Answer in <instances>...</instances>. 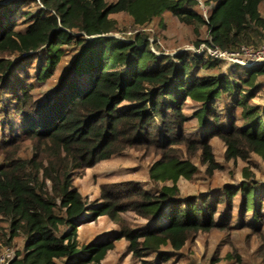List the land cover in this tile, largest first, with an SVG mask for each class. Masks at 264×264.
<instances>
[{
	"label": "trees",
	"instance_id": "obj_1",
	"mask_svg": "<svg viewBox=\"0 0 264 264\" xmlns=\"http://www.w3.org/2000/svg\"><path fill=\"white\" fill-rule=\"evenodd\" d=\"M33 3L39 6L24 10ZM263 4L0 0V220L9 227L7 245L24 238L10 264H103L120 240L142 264H169L193 236L221 227L212 221L220 205L244 217L251 213L250 225L263 219L264 186L248 173L219 192L181 197L178 182L192 180L195 169L170 147L185 143L200 153L211 175L221 167L214 137L225 143L226 159L251 152L264 159V105L253 102L264 98V65L223 70V61L195 51L166 54L146 31L172 15L198 38L205 29L208 39L196 49L257 48L264 43ZM121 13L136 27L130 36H117L112 16ZM67 55L64 73L45 90ZM188 101L196 105L192 116L185 112ZM191 117L199 125L194 138L185 136ZM25 142L33 147L31 158L18 156ZM132 148L159 152L149 171L153 187L106 184L89 202L74 185L76 173ZM127 212L146 224L134 225ZM102 217L119 230L81 244L79 229Z\"/></svg>",
	"mask_w": 264,
	"mask_h": 264
},
{
	"label": "rangeland",
	"instance_id": "obj_2",
	"mask_svg": "<svg viewBox=\"0 0 264 264\" xmlns=\"http://www.w3.org/2000/svg\"><path fill=\"white\" fill-rule=\"evenodd\" d=\"M109 2L114 0H108ZM202 1V0H201ZM38 3L27 4L24 10H34ZM264 14V4L262 5ZM112 18L118 22L120 32L117 36H130L136 30L133 20L127 14L113 15ZM26 26L19 27L20 30ZM146 31H150L152 41H156L166 54L175 55L178 51H197L196 42L208 39L205 29L200 38L196 37L193 27L181 23L176 17L166 15L162 21H155L150 24ZM154 39V40H153ZM201 44L200 48H202ZM71 61V56H64L59 64L55 75L48 82L45 90L59 80L65 71V66ZM223 70H229L222 65ZM33 71V70H32ZM38 90V89H37ZM44 90V89H43ZM42 90L36 91L40 94ZM254 103L264 105V98L258 97ZM196 105L187 102L185 112L192 116ZM187 124L186 137H198L199 125L196 119ZM216 162L220 168L211 175L207 167L201 164L200 153L189 149L185 143L173 144L170 150L182 161H189L194 167L192 180L181 178L178 182L181 197H193L210 195L219 192L226 184L238 185L246 180V173L260 187L264 186V159L251 152L246 157L226 159L227 147L225 143L214 137L211 140ZM4 150H10L9 147ZM34 152L30 143L22 144L18 151L21 158H31ZM4 152L0 151V165L4 160ZM160 158L159 152L146 148L127 149L119 155L113 156L107 161H102L93 167H87L76 173L74 185L79 192L89 201L93 202L100 198L101 188L106 184L122 182H134L143 186L144 190L153 187L149 177V171L154 163ZM171 185V183H168ZM250 215L244 217L238 208L226 210L220 205L212 221L221 225L208 232H199L193 236L179 253V256L169 264H264V205L262 220L259 223L250 225ZM123 216L136 226H144L146 221L139 218L133 212L124 213ZM119 230L117 224L108 217L99 218L96 222L83 225L79 229V241L87 244L95 240L109 239ZM10 238L8 224L0 220V252L5 248H11L16 253L22 252L24 247L23 236L16 237L9 245ZM116 248L108 252L103 264H142L139 260L132 258L126 253L128 243L120 240L115 243Z\"/></svg>",
	"mask_w": 264,
	"mask_h": 264
},
{
	"label": "built area",
	"instance_id": "obj_3",
	"mask_svg": "<svg viewBox=\"0 0 264 264\" xmlns=\"http://www.w3.org/2000/svg\"><path fill=\"white\" fill-rule=\"evenodd\" d=\"M195 52L223 61L226 67L264 65V43L257 48L243 46L238 51H228L218 46L203 44L202 48ZM15 257V250L5 248L0 252V264H10Z\"/></svg>",
	"mask_w": 264,
	"mask_h": 264
}]
</instances>
